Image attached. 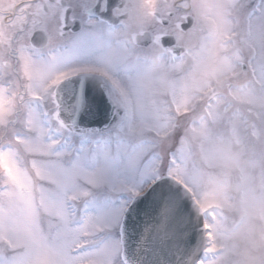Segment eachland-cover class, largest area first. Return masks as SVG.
Returning <instances> with one entry per match:
<instances>
[{"label": "snow or ice", "instance_id": "obj_1", "mask_svg": "<svg viewBox=\"0 0 264 264\" xmlns=\"http://www.w3.org/2000/svg\"><path fill=\"white\" fill-rule=\"evenodd\" d=\"M0 264H264V0H0Z\"/></svg>", "mask_w": 264, "mask_h": 264}, {"label": "water", "instance_id": "obj_2", "mask_svg": "<svg viewBox=\"0 0 264 264\" xmlns=\"http://www.w3.org/2000/svg\"><path fill=\"white\" fill-rule=\"evenodd\" d=\"M106 120V107L102 104L99 116L92 121V126L102 127Z\"/></svg>", "mask_w": 264, "mask_h": 264}]
</instances>
